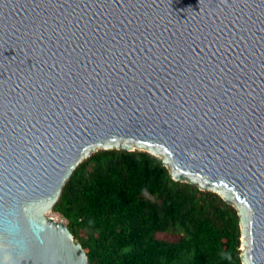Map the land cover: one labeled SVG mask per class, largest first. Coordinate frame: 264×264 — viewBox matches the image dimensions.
I'll return each mask as SVG.
<instances>
[{
  "label": "water",
  "instance_id": "95a60500",
  "mask_svg": "<svg viewBox=\"0 0 264 264\" xmlns=\"http://www.w3.org/2000/svg\"><path fill=\"white\" fill-rule=\"evenodd\" d=\"M112 148L217 193L264 264V0H0V264H87L50 213Z\"/></svg>",
  "mask_w": 264,
  "mask_h": 264
},
{
  "label": "trees",
  "instance_id": "16d2710c",
  "mask_svg": "<svg viewBox=\"0 0 264 264\" xmlns=\"http://www.w3.org/2000/svg\"><path fill=\"white\" fill-rule=\"evenodd\" d=\"M52 211L86 250L87 264H241L236 209L173 180L146 150L91 152Z\"/></svg>",
  "mask_w": 264,
  "mask_h": 264
},
{
  "label": "rangeland",
  "instance_id": "374dc122",
  "mask_svg": "<svg viewBox=\"0 0 264 264\" xmlns=\"http://www.w3.org/2000/svg\"><path fill=\"white\" fill-rule=\"evenodd\" d=\"M50 215L53 216V217H56L58 219H62V220L65 221V219H63L58 213L51 212ZM240 250H241V245H240Z\"/></svg>",
  "mask_w": 264,
  "mask_h": 264
}]
</instances>
